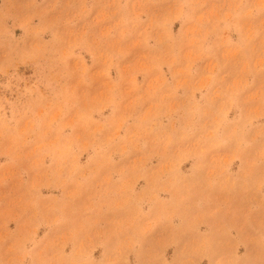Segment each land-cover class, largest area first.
I'll return each instance as SVG.
<instances>
[{
  "label": "rangeland",
  "instance_id": "1",
  "mask_svg": "<svg viewBox=\"0 0 264 264\" xmlns=\"http://www.w3.org/2000/svg\"><path fill=\"white\" fill-rule=\"evenodd\" d=\"M0 264H264V0H0Z\"/></svg>",
  "mask_w": 264,
  "mask_h": 264
}]
</instances>
